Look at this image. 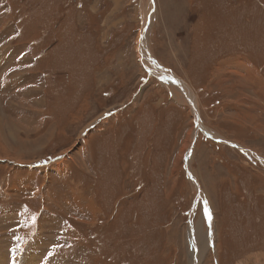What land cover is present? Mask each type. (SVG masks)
<instances>
[{
	"label": "rangeland",
	"instance_id": "374dc122",
	"mask_svg": "<svg viewBox=\"0 0 264 264\" xmlns=\"http://www.w3.org/2000/svg\"><path fill=\"white\" fill-rule=\"evenodd\" d=\"M39 229L57 264H264V0H0V253Z\"/></svg>",
	"mask_w": 264,
	"mask_h": 264
},
{
	"label": "crops",
	"instance_id": "0c3cea01",
	"mask_svg": "<svg viewBox=\"0 0 264 264\" xmlns=\"http://www.w3.org/2000/svg\"><path fill=\"white\" fill-rule=\"evenodd\" d=\"M42 232L43 231L39 229L34 237H28L27 235L23 236V234L17 232L15 234L12 233L10 235V243L7 246L10 257H6L5 253H0V257L4 259L3 264H47L49 262V257L48 259H45V257L49 254V243L48 238L44 240L40 238ZM50 243H53L52 238H50ZM40 248L42 249L39 251L35 250ZM13 252H15L14 255H12ZM50 255L52 257L51 253ZM73 258V256L68 254L63 255V261H67L68 263Z\"/></svg>",
	"mask_w": 264,
	"mask_h": 264
},
{
	"label": "bare ground",
	"instance_id": "6f19581e",
	"mask_svg": "<svg viewBox=\"0 0 264 264\" xmlns=\"http://www.w3.org/2000/svg\"><path fill=\"white\" fill-rule=\"evenodd\" d=\"M145 6L146 5H144V8H145ZM148 13H149L148 10L146 11V13H144L145 14L144 15V19L146 20V24H145L144 30H148V27H149V23H147V20L148 21L150 20V14H148ZM144 30H143V33H142V40H141V44H140V47H141V53H140V55H141V57H143L144 59H146L147 61H149V65L150 66H153V65L154 66H158V64L156 63L155 59L152 58L148 54L149 52L145 49L146 31H144ZM160 69H159L160 71H163L161 67H160ZM164 75H165V73H164ZM169 77H171V75H167V78H169ZM167 78L165 77V78H162V79L165 81V85L169 87L170 91H172V93L175 96H177V99L180 102H184V103L190 105V107L192 108V110L195 111L196 114L199 116V109H198V102H197L198 100L196 99V97L193 94V92L189 89V87L188 86H184L183 83H182V81H180V80L179 81H171V80H168ZM176 82H179V83H176ZM201 127L203 128V125ZM203 132H206L207 134H209V136L212 135V138H214V139H220L215 134H211L208 130H204ZM196 237H195V239H196V242H197V247L196 246H193V248H192V250L194 252L193 258L195 257L196 254H198V251L200 252V250H202L206 246L205 244H207L206 243V241H207V234L206 235H203L201 233V231H199V232L197 231ZM208 241L211 242V239L209 238ZM2 260H4V259H2ZM0 262L2 263V261H0Z\"/></svg>",
	"mask_w": 264,
	"mask_h": 264
}]
</instances>
